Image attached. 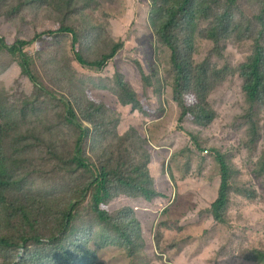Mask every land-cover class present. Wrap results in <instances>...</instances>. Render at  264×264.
Listing matches in <instances>:
<instances>
[{"label":"rangeland","instance_id":"obj_1","mask_svg":"<svg viewBox=\"0 0 264 264\" xmlns=\"http://www.w3.org/2000/svg\"><path fill=\"white\" fill-rule=\"evenodd\" d=\"M154 1L0 0V39L10 44L19 39L30 41L37 34L55 30L60 23L80 33L84 31L90 44L87 47L82 44L80 50L87 61L99 59L110 41L124 42L117 60L100 71L75 61L69 36L44 38L48 40L43 39L38 46L27 49L40 78L41 92L22 75L14 59L0 50V125L4 130L9 163L11 165L19 156L14 166L24 176L6 192L7 200L23 205L34 214L41 215L44 210L46 213L52 208L46 214L47 218L41 215L40 219L44 235L48 236L49 222L54 219L56 210L67 203L66 196L70 191L79 189L71 186L72 179L66 178V168L57 165L59 155L69 154L74 149L78 135L65 120L64 102L70 101L78 115L85 118L86 126H93L91 121L101 125L103 133L99 142L92 137L87 143L91 162L101 166L111 157L119 160L122 152L118 145L122 144V154L129 159L125 172L136 176L131 173L134 163L143 160L144 150H151L158 154L151 164L153 174L157 175V185L172 192L165 196L164 202H151L147 207L141 206L143 202L138 199L137 205L142 209L138 217L144 225L147 243L137 244L134 251L132 246L101 249L104 264H258L254 261L256 251H264V173L259 175L256 168L264 153V124H261L258 142L252 144L242 119L248 105L243 79L238 73V66L253 52V40L230 38L215 51L212 43L203 36L205 23L184 24L180 30L185 59L195 65L209 59L212 67L228 66L227 73L221 78H211L213 87L207 100L217 111V118L211 124L198 125L194 117L189 116V120L180 122V109L169 94L155 114L156 117L163 116L161 119L145 118L140 112L126 115L124 129L135 128L120 131L126 135L121 141L110 113L94 108L93 101L117 108L116 71L133 84L140 100H145L151 108L157 106L152 98L144 96L138 63L160 79L165 90L169 89L173 70L167 49L158 42L154 27L157 18L152 12ZM262 9V0H240L235 14L246 24ZM254 24L253 37L260 34V42L264 45V26L259 21ZM191 99L190 94L185 95L187 104ZM34 101L37 105L33 108L30 103ZM28 134H41L35 140L45 138L50 143L52 154L49 160L45 150L25 152L29 141L22 143ZM151 144L157 146L153 149ZM188 146L198 158L207 160L203 177L188 178L185 174L177 152ZM164 150L170 153L166 157ZM217 152L225 154L234 169V185L249 186L247 192L252 195L247 198L233 194L223 223L215 221L207 208L218 196L220 168L216 161ZM197 160L192 164L190 177L198 171ZM170 164L174 165V171L178 170L176 186L173 184L176 180L171 182L168 174ZM93 178L88 176L81 188ZM112 209L116 210L115 207ZM123 219L131 223L133 216ZM20 221V218L7 221L5 212H0L3 233L8 232V228L17 227ZM90 238L92 249L106 243L100 236L90 235ZM65 245L70 247L69 241Z\"/></svg>","mask_w":264,"mask_h":264},{"label":"trees","instance_id":"obj_2","mask_svg":"<svg viewBox=\"0 0 264 264\" xmlns=\"http://www.w3.org/2000/svg\"><path fill=\"white\" fill-rule=\"evenodd\" d=\"M262 1L263 9L260 14L254 16L246 24L237 19L235 14L240 0L154 1L152 12L157 18L154 27L158 42L167 49L169 64L173 70V76L168 85L169 89L165 90L160 79L156 78L153 73H148L138 63L144 96H147L146 99L152 98L157 106L151 108L145 104V100H140L133 84L123 74L116 71L114 91L117 108L105 102L93 101L95 110L110 113L111 122L116 125V131L121 141H124L126 135L124 136L120 131L128 132L135 128L131 126L124 129L126 115L140 112L144 114L145 118L161 119L163 116L156 117L155 114L162 108L163 100L167 101L170 97L169 94L180 109V122L185 119L189 120V116L194 117L193 119L198 125L213 123L217 118V111L207 100L208 93L213 87L211 78H221L227 73L228 66L212 67L209 59L195 65L194 62L185 59L182 56V41L179 36L184 24L205 23L203 36L212 43L215 51L224 46L230 38L237 40L247 38L254 41L253 52L245 62L238 66V73L243 79V92L248 105L247 112L242 115V119L247 125L249 141L252 144L257 143L260 131H262V122L264 124V117H262L264 113V45L260 42V34L253 37V29L255 21H259L261 26H264V0ZM58 36L71 38V48L76 62L83 66L97 68L100 71L104 70L111 62H115L124 48V42L112 40L99 59L87 61L80 50L82 44L84 47L90 44L84 31L80 33L71 26L60 23L55 30L37 34L30 41L19 39L10 44L0 39V50L7 52L14 59L21 69L22 75L30 80L34 89L41 92L40 78L27 49L38 46L44 38ZM188 94L192 98L189 104L185 100V95ZM30 105H34V108L37 104L34 101ZM64 107L66 110L65 120L78 132V135L74 149L69 154L59 155L57 165H63L66 168V178L72 179L71 186L75 189L79 187V189L70 191L66 196L67 203L56 210L54 219L51 220V223L49 222L51 229L48 236L44 235L40 219L41 215L46 217L52 208H48L46 213L44 210L41 215L34 214L23 205L9 203L7 200L6 192L13 189L24 176L15 170L14 161L19 160V156L11 162V165L9 163L10 157L6 153V142L4 143V130L0 125V212H5L7 221L21 219L19 225L8 228V232L3 233L0 229L2 264H104L106 262L101 249L110 247L124 249L132 246V251H134L137 244L147 243L143 231L144 225L138 217L142 211L141 207L137 205L138 199L143 202L141 206L147 207L151 202H164L165 196L172 193L171 189L162 190L157 185V175L153 174L151 164L158 154H153L151 150L149 152L144 150L143 160L134 163L131 173L136 176L128 175L125 172V166L129 159L122 154L124 153L122 144L118 145V149L122 152L119 160L115 161L111 157L101 166L91 162V156L87 153V143L92 137H96V142H99L103 133L101 125L91 121L93 126H86L85 118L78 115L70 101L64 102ZM126 111L130 112L126 113ZM39 137L41 134H28L23 139L22 145L29 141L25 152L35 149L45 150L49 160L52 154L51 145L45 138L35 140ZM151 146L154 149V146L157 145L151 144ZM195 147L199 152L201 151L199 146ZM163 154L166 157L170 153L168 150H164ZM177 156L184 166L188 178L204 176L207 162L205 157L198 158L189 146L179 150ZM195 160L198 161L199 168L190 177L192 164ZM216 161L220 168L218 196L207 208L215 221L223 223L233 194L247 198L252 195L247 192L249 186L234 185V169L230 166L225 154L217 152ZM169 169L168 174L171 182L176 180L175 183L173 182L176 186L179 177L177 176L178 170L174 171L172 164ZM256 171L259 175L264 173V153L257 162ZM88 176H93V180L81 188ZM116 204L118 205L116 206ZM113 207L116 210H113ZM129 216H133L131 223L130 221L125 222L123 219ZM90 235L104 238L105 245L92 249L89 244ZM67 241H69L70 247L65 245ZM20 250H24L23 254L20 253ZM256 253L257 258L254 261L264 264V251H256ZM131 258L133 261V253Z\"/></svg>","mask_w":264,"mask_h":264}]
</instances>
